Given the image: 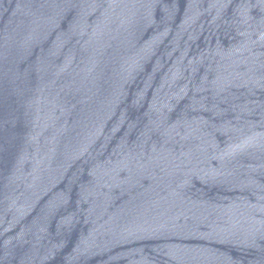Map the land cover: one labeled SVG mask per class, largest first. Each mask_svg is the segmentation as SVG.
<instances>
[{"label": "water", "instance_id": "95a60500", "mask_svg": "<svg viewBox=\"0 0 264 264\" xmlns=\"http://www.w3.org/2000/svg\"><path fill=\"white\" fill-rule=\"evenodd\" d=\"M0 264H264V0H0Z\"/></svg>", "mask_w": 264, "mask_h": 264}]
</instances>
